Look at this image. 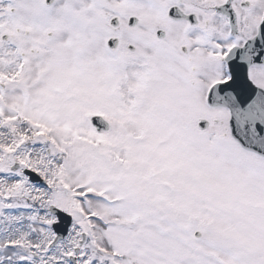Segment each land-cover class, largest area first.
Listing matches in <instances>:
<instances>
[{
	"label": "snow or ice",
	"instance_id": "obj_1",
	"mask_svg": "<svg viewBox=\"0 0 264 264\" xmlns=\"http://www.w3.org/2000/svg\"><path fill=\"white\" fill-rule=\"evenodd\" d=\"M0 264H264V0H0Z\"/></svg>",
	"mask_w": 264,
	"mask_h": 264
}]
</instances>
